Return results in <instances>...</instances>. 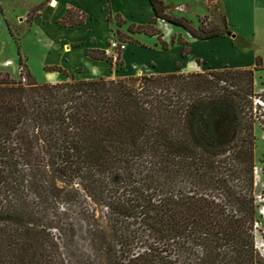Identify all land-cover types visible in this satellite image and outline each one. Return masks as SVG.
<instances>
[{
  "label": "trees",
  "instance_id": "1",
  "mask_svg": "<svg viewBox=\"0 0 264 264\" xmlns=\"http://www.w3.org/2000/svg\"><path fill=\"white\" fill-rule=\"evenodd\" d=\"M149 2L155 18L131 32L159 38L149 28L161 18L200 39L224 33ZM86 17L69 8L59 24ZM88 55L113 61L105 50ZM18 64L17 79L0 78V264H264L255 245L253 69L238 70L250 90L233 103L229 141L209 145L196 116L227 96L215 92L226 71L52 83L39 82L19 51Z\"/></svg>",
  "mask_w": 264,
  "mask_h": 264
},
{
  "label": "crops",
  "instance_id": "2",
  "mask_svg": "<svg viewBox=\"0 0 264 264\" xmlns=\"http://www.w3.org/2000/svg\"><path fill=\"white\" fill-rule=\"evenodd\" d=\"M205 1V11L213 12V15L210 14L212 16L216 13V4L220 2L224 33L200 39L186 31L188 35H182L183 43L171 44V40L164 39L169 44L167 49L162 47L156 34L129 30V27L146 25L155 18L149 0H11L7 6L5 0H0V25L7 31V39L12 41L8 23L17 17L18 23L15 25L19 28L20 40L28 41L29 37L34 40L30 46L32 51L28 48L21 52L36 79H39L37 72H43L40 73L43 77L41 82H61L68 80L71 75L78 80L101 77L117 79L136 75L140 70L148 71V75H157L253 69L257 89L264 84V0ZM163 2L168 14L192 20L187 14L190 12L187 0ZM69 8L78 9L87 15L83 24L72 27L59 24ZM205 11L201 14H205ZM201 14L196 17L199 18ZM123 28L138 41L126 43L125 49L120 52V65L88 55V50H105L117 29ZM184 49L187 53L183 56ZM149 63L152 65L149 66ZM6 66H11L9 72L12 75L19 73L18 53L1 60L0 69ZM48 66H58L68 76L62 71H48Z\"/></svg>",
  "mask_w": 264,
  "mask_h": 264
},
{
  "label": "rangeland",
  "instance_id": "3",
  "mask_svg": "<svg viewBox=\"0 0 264 264\" xmlns=\"http://www.w3.org/2000/svg\"><path fill=\"white\" fill-rule=\"evenodd\" d=\"M5 2H6L5 5L7 6L11 3V0H5ZM187 2H188V7L190 9V12L187 14H188V16H190L189 18L192 19V20H190L192 26L197 27L200 23H202V25L205 28L217 29V30L224 31L225 28H224V24H223V18H222V14L220 13V2H218L216 4L217 8H219V9L214 8V10H216L215 11L216 13L214 16H212L213 12L207 13L205 11L206 7H207L205 0H187ZM16 7H17V5H16ZM12 8H14V5L11 7V9ZM204 11L206 13L201 14ZM11 13H9V14H10V17L12 18L13 16ZM0 14H2V13L0 12ZM197 14H201V15H199V18L196 17ZM210 14H212V15H210ZM15 23H18L17 17H16L15 21H11L10 23H8V25L11 28V31L13 32L12 41H9L7 39V36H6L7 31H4L2 28V25H0V62H1V60L7 58L8 56H13V55L16 56L18 51L21 53V55H22V52H21L22 50L24 51L25 49L29 48V50L32 51V48L30 46L34 40L31 37H29L28 41L27 40L21 41L20 35H19L20 31H19L18 26L15 25ZM163 28H164V30H163ZM131 29L132 30L136 29V26H132ZM149 31L158 33L159 38L161 40H164V39L171 40V38H173V40L175 42L182 41L183 40L182 35H188L186 33V31L183 30V28H175L174 26H172L168 23L164 24L163 22H160L158 20H155L151 24ZM172 31H173V33H172ZM169 36L171 38H169ZM114 38H118L120 41H122L124 43H129L131 41L137 40L134 37V35L132 33H130L129 31H126L125 28H123V30L117 29V33L115 34ZM122 51L123 50H119V51L114 52L112 54V56H110V55H107V56L112 57L113 62L116 63L118 61V58H117L118 53L117 52L120 53ZM23 60L25 61L24 57H23ZM5 62L7 63L9 61H5ZM7 65H10V64H7ZM148 65L151 66L152 64L149 63ZM9 70H11V66H6V68H4L3 70L0 69V78L5 73H9V75L15 79H17L19 77V73L12 75L11 72H9ZM238 70H232V69L222 70V71H226L227 75L224 78V81L223 80L218 81V84L215 87L216 95L220 96V95L226 93L227 96H224L222 98L227 99L229 102L232 103V105H233V103L237 104L240 100L239 97H243L244 94L250 90V88L247 84V81L240 76L242 74H239ZM18 71H19V64H18ZM39 71H41V69H39ZM234 71H237V72H234ZM36 72H37V70H36ZM147 72L148 71L145 72V70L144 71L140 70V72H137L136 75L147 74ZM40 73L43 74L42 71ZM40 73L37 72V74H39V76H40ZM178 73L187 74V73H203V72L193 71V72H178ZM39 76H38L39 79H37V80L41 82V80H43V77H41V76L39 77ZM128 76H130V75H128ZM51 82L55 83V82H59V81L52 80ZM258 82H260V81H258ZM261 84L262 83H258V85H261ZM258 85H256V86H258ZM253 88L254 89L256 88L254 85V82H253ZM233 109H234V107H233ZM247 123L249 124V121ZM252 131H253V136H254L255 165L258 168L263 167V171H264V141H262V139L260 137V135H261L260 131L257 128H255L253 125H252ZM255 189H256L255 193H256L258 202L260 203V207L262 208V207H264V172L262 174H259V177L256 179ZM101 224L104 225L103 221H101ZM106 238H107V242H111L109 232L107 229H106ZM77 243H78L79 248L82 251L84 250L85 252H87V248H89V247H88L87 241L84 239V237L77 238ZM255 245H256L257 250L261 254V256L264 258V214H262V213L259 216V221L256 223Z\"/></svg>",
  "mask_w": 264,
  "mask_h": 264
},
{
  "label": "water",
  "instance_id": "4",
  "mask_svg": "<svg viewBox=\"0 0 264 264\" xmlns=\"http://www.w3.org/2000/svg\"><path fill=\"white\" fill-rule=\"evenodd\" d=\"M232 111V103L224 98L209 101L199 109L196 125L204 142L209 145H224L229 141V136L218 133V125L220 120L229 118Z\"/></svg>",
  "mask_w": 264,
  "mask_h": 264
},
{
  "label": "built area",
  "instance_id": "5",
  "mask_svg": "<svg viewBox=\"0 0 264 264\" xmlns=\"http://www.w3.org/2000/svg\"><path fill=\"white\" fill-rule=\"evenodd\" d=\"M158 21L167 24L164 19L158 18ZM188 33V32H187ZM189 34V33H188ZM126 43L120 41L118 38H110L105 49L106 55H112L114 52L124 50ZM250 105L248 108V115L252 125L260 131V137L264 141V84L255 88L253 92L248 95ZM263 167L254 166V181L262 174ZM263 195V194H262ZM261 212V210H260Z\"/></svg>",
  "mask_w": 264,
  "mask_h": 264
},
{
  "label": "flooded vegetation",
  "instance_id": "6",
  "mask_svg": "<svg viewBox=\"0 0 264 264\" xmlns=\"http://www.w3.org/2000/svg\"><path fill=\"white\" fill-rule=\"evenodd\" d=\"M233 125L231 122V117L225 119V120H220L219 125H218V133L221 134L222 136L224 134H229L232 131Z\"/></svg>",
  "mask_w": 264,
  "mask_h": 264
},
{
  "label": "bare ground",
  "instance_id": "7",
  "mask_svg": "<svg viewBox=\"0 0 264 264\" xmlns=\"http://www.w3.org/2000/svg\"><path fill=\"white\" fill-rule=\"evenodd\" d=\"M261 213L264 214V207L261 208Z\"/></svg>",
  "mask_w": 264,
  "mask_h": 264
}]
</instances>
